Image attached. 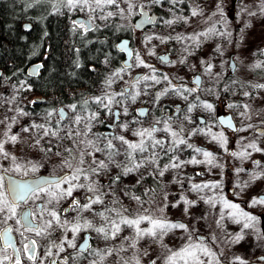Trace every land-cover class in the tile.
Segmentation results:
<instances>
[{
    "label": "rangeland",
    "instance_id": "obj_1",
    "mask_svg": "<svg viewBox=\"0 0 264 264\" xmlns=\"http://www.w3.org/2000/svg\"><path fill=\"white\" fill-rule=\"evenodd\" d=\"M119 8L115 5L111 6V11L106 10V15H96L104 19L105 17L118 16L124 23L127 19L136 14L138 7L143 5L142 0H118ZM129 4L135 5V7L129 10ZM193 10L198 14L189 18L179 17L184 25L176 31L179 37L184 38L183 44H180L182 51H190L193 55L191 61L192 65L196 64L197 60L202 57L207 65V70L204 71L205 78L203 83L202 95L205 101L197 106H192V111H199L205 114L210 119L208 128L202 131L201 137L206 142L201 145L210 146L215 150V160L212 165L207 163H190L193 158L198 161H204L206 158L203 154H194L190 158H185L183 152L186 150V146L190 142V131H194V128L185 123L189 117V113H184L181 116L182 125L176 132L178 136L173 137L169 131L163 129L170 128L169 123H160L158 131L155 132L156 137L160 136L163 141V148H169L171 145L175 149V155L173 159L175 163H180V167L172 168L170 165L164 163L158 164L159 158L162 157L163 152L158 150V160L148 159L144 161L143 166L134 169L129 172L128 176L122 181V184H114L103 189H106L107 194H115L111 196L109 194L108 200L110 203L112 199H118L123 205L113 206L112 204L106 209L107 212H114L118 214L116 219L113 218V213H107V222L104 224L105 232L102 233L106 241L107 258L109 263L112 264H148L149 261H155V264H164L165 259L170 255V251H179L187 244H195L207 246L211 252L215 253V257L211 258L212 264H240V261L236 257H240L241 260L249 264L252 256L260 254L264 251V237L261 233L259 223L255 221V227L249 229H243L242 224L236 223L229 215L228 209L223 208V201L221 196L224 195L225 190L222 188V177H224V162H228L230 165V175L234 179L237 190L235 194L243 199L248 200V205H239L242 210L253 215L258 211L256 205H252L251 200L254 194L258 191L259 187H262V183L259 180V175L263 170L260 166L252 167L249 163L250 158L246 155L241 158L236 155V158L224 159L220 158L216 154L218 148L229 149L228 146L233 143L232 139L226 138V143L218 142L212 139V134L223 133V130L213 123L212 117L218 113H231L234 117L238 118L241 124L242 130L238 133V137L242 138V143L245 147L241 148V151H245L248 145L253 144L254 141H258L260 138L256 136V132L259 129L264 130L263 118H264V88H257L258 98L256 102L260 101L257 108H254L252 101L255 97L252 96L254 87L257 85H264V78L254 77L253 72L256 70L254 65L260 64L264 66V53L261 51V46L264 45V12L261 11V7L264 6V0H194L192 2ZM110 7V6H109ZM202 7L204 9L201 11ZM79 9L82 15H87L89 11L87 8L81 10L77 8H68L63 5L61 12H67L70 14H76V10ZM123 10L122 12L120 10ZM208 9V10H206ZM103 12V10L97 9L95 12ZM112 12L113 15L108 16V13ZM124 12H128L124 15ZM193 12V11H192ZM221 12L223 15H221ZM215 13V15H213ZM255 13V15H250ZM179 19V20H180ZM178 19L173 16L172 21ZM120 20V22H122ZM191 26L188 29L185 27ZM215 27L217 33H230L231 35H219L209 34L208 36H201L198 40H189L186 37L193 36L197 33L207 31V29ZM181 28V29H180ZM199 44H203L204 48L199 47ZM201 50V51H200ZM235 54V60L237 62L236 70L233 74L229 71V57ZM257 55L260 58L254 60V56ZM188 56V57H190ZM187 58V57H186ZM190 60V58H189ZM209 65L211 68L209 70ZM177 71V69H173ZM231 74V75H230ZM182 77H185V73H182ZM256 81V82H255ZM240 86V89H239ZM220 87L219 90H217ZM219 91V92H217ZM27 88L13 86L5 79H2L0 83V140H8V137L16 135L18 137L15 143L11 141L4 144V150L9 154L8 158H4L0 155V166L7 165L16 167V162L13 163L12 157L18 152L19 155H23L29 152L40 151L42 146L43 150L51 151L55 147L69 148L73 147L74 154H59L56 156H49L48 160V172L51 174H60L65 169H68L72 174H76L77 169H82L84 163L82 156L89 155L90 160L88 166L93 168H99V174H82L79 175L80 179L74 182H80L81 185L87 186L88 191L96 192L97 184L101 181V178L108 176L110 169L120 167L124 162L125 152L128 149L127 145L123 144L118 138L123 136L125 140L133 135V131L128 124L127 117L124 118V122L118 128L119 137L111 141L113 147H115V155L109 156L104 154V145L106 141L96 140L93 135H87L86 141L78 138L79 146L76 149V136L82 137V130L85 126L75 123V119L79 114L71 117L59 130L57 135H53L55 130L52 126L47 125L48 134L41 136V128L34 131L32 121L33 118L28 116L27 112L23 109L27 100ZM249 93V95H244ZM240 96V102L243 103L242 107L237 106V99ZM253 99L252 101L250 100ZM214 99V103L212 101ZM216 99L219 100V110H216L217 106H214ZM200 103V102H199ZM204 103L212 104L213 108L208 110L203 107ZM234 105V107H229ZM247 105V108H245ZM187 117V118H186ZM83 118L81 119V121ZM37 125H41L38 122ZM79 125V126H78ZM127 125V127H125ZM28 128V131L23 129ZM182 129V130H181ZM210 130V131H209ZM7 133V135H5ZM165 133V134H164ZM224 134V133H223ZM163 135V136H162ZM264 136V135H263ZM225 137V136H224ZM184 139L186 144H180L178 147L173 141ZM244 139H248L245 141ZM231 140V142H229ZM91 142V143H90ZM130 143V141H128ZM64 147V148H66ZM97 149H102L98 151ZM253 148H248L247 153ZM81 156V160L78 159L76 166V151ZM222 151V150H221ZM62 152V149H61ZM169 152V151H167ZM240 152H236L239 154ZM71 156V157H69ZM25 164L31 165L34 160L29 158ZM153 160L155 162H153ZM65 161L71 165V168L65 164ZM95 161V163H94ZM103 161L107 165L106 168L99 167V162ZM182 162V163H181ZM165 166L167 170H165ZM227 166V165H226ZM249 167V169L245 168ZM132 167V165L130 166ZM159 167L160 172L157 180L160 181L161 187L156 191H146L145 199H134L130 201V197L123 196V189L125 190L129 184L141 182L142 179L148 177L150 172ZM23 169V168H22ZM19 172L21 176H24L25 169ZM191 171H204V176L196 181H192L189 178ZM81 172H85V169ZM79 172V173H81ZM28 173V172H27ZM77 173V174H79ZM257 174H259L257 176ZM87 177V178H85ZM220 181V183H218ZM218 184L216 188H206L202 191H194L190 184ZM67 184L63 185L66 186ZM81 188V187H80ZM78 188V189H80ZM91 189V190H90ZM100 192H103L100 191ZM126 193V191H125ZM137 198V197H136ZM214 200L215 206L206 201ZM185 200L194 203H185ZM249 205H252L251 207ZM246 208V209H244ZM151 216L152 219H165L171 223H182L186 226L184 229L175 228L167 232L166 235L158 239H153L149 236L140 238L137 236V229L134 226H128L121 223L122 219H136L138 216ZM254 216V215H253ZM112 217V218H110ZM219 222V223H218ZM113 224H117L120 227V231L115 234L113 238ZM151 225L147 221L140 223V229H147ZM107 234V238H106ZM195 234L203 235L207 237V240L202 241L195 238ZM242 235L243 239L237 241V235ZM112 252V253H111ZM197 255L204 264H209L210 257L204 256L197 251ZM177 264H184V261L178 260Z\"/></svg>",
    "mask_w": 264,
    "mask_h": 264
},
{
    "label": "flooded vegetation",
    "instance_id": "obj_2",
    "mask_svg": "<svg viewBox=\"0 0 264 264\" xmlns=\"http://www.w3.org/2000/svg\"><path fill=\"white\" fill-rule=\"evenodd\" d=\"M142 1L143 7H138L136 14H133L132 17L128 18L126 23H124L118 16L105 17L104 19L100 18L99 16H94V14H103L105 16L106 10L111 11V6L105 7L102 13L99 11L96 13H91L88 11L86 13L87 15H82L84 13H80L79 9L76 10V19L82 17L85 21L91 20L90 28H88V24H86L85 21L83 22L84 27H81L73 20V24L76 26V36L80 37L79 46H76V52H78V55L81 56V54H84L85 51L90 49H101L99 50L100 60L97 66H90V69L93 72L98 73L100 81L95 84L92 91H85V100L89 101V116L87 115V118L84 117L83 120L79 122V124H82V126H85V128L82 130V137L80 135L76 136V149L79 146L80 140L86 141L87 135L89 134L93 135L96 140L106 141L103 147L104 154L110 156V153L115 151V147L109 149L107 147L108 142L119 137L118 128L123 124L124 118L127 117V113L128 124L133 131V135L130 138L127 136L126 139L127 141H130V143H139L141 140V137L135 135L134 133L142 129H151L152 127L158 128L160 127V123H169V133L172 131L176 132L179 128H181L182 125L179 122L181 121V116H183L184 113H189V117L185 123L193 127L195 132L190 131L189 144L193 147L190 148L186 146L187 148L183 152L184 157L187 159L194 156V154H202L196 153L194 148H201L204 151L215 154V150H213L212 147L206 146L204 144L201 145V143L206 142V140L202 139L201 133L208 128L210 119L202 112L192 110L190 112L188 111L190 106H195V104H198L197 106H199L205 101L202 91L205 78L204 71H206L208 67L202 57L197 60L195 65H192L191 61H193V55L191 54L192 57L190 56V51H182L183 49L180 47V44H183L184 39H177L179 36L176 33L179 27L187 25H184V19L182 23L179 17L181 16L187 19L191 16V13L194 9L192 6V2L194 0H159L158 3L151 2V0ZM203 9L204 7H202L201 11ZM144 12H146L148 16L153 17L155 22L139 29L136 26L137 20L142 17ZM127 14L128 12H124V15ZM173 16H175L178 20L174 21L170 25L167 24L166 21H172ZM120 20L122 22H120ZM190 27L191 26H188L184 29H188ZM86 28H88V30H85ZM113 30H115L117 34H122V36L115 41L113 39ZM124 38L129 40V49L131 53L129 61L130 67L129 65L125 64L128 54L125 50L122 51L117 47V44ZM101 43L105 45H101ZM199 47L204 48L203 44H199ZM102 49L104 50L103 52H101ZM261 51L264 53V45L261 46ZM137 54H139L140 58L144 61L143 65L138 63L136 59ZM232 55L234 61L236 62V56L234 53L230 55L229 61ZM161 57H167V59L162 60ZM258 58L260 57L257 55L254 56V60ZM41 64L43 65V62H41ZM145 65H149L151 67H147ZM32 66L37 67L41 65L32 64L30 65V68ZM30 68L27 73L31 77L26 79L23 83V86H25L28 91V101L25 103L23 109L27 112L28 116L33 118L32 121H36L34 122L35 125L40 122L41 125L44 126L41 128V136H43V133L45 129L48 128L47 125L49 124L52 126V129L55 130L57 135L56 131L59 130L61 126H63L64 123L67 122L71 117H73V114L76 115V109L73 111L69 106L64 104H53V99L49 101L48 96L35 91V80L39 78L40 73L42 72V67H39V70L35 72V74H31L29 72ZM175 68L177 71L173 70ZM255 69L256 70L253 72L254 77L264 78V66H260ZM117 72L119 75L114 76L113 74ZM182 73H185V77H182ZM152 75L157 77L159 83L152 81L151 79H142L144 76ZM165 75L168 77V80L164 79ZM169 81H171V84ZM12 85L16 86L13 83ZM172 86H175L177 89H179V91L171 90ZM185 88L194 89V91L187 92L184 91ZM217 88V90H219L220 87ZM255 88L259 90V88L256 86L253 89L254 92L252 96L255 97V100L252 101L253 99L251 98L250 100L252 101V104H254V108H257L260 101L256 102V98L259 96L256 91L257 89ZM89 91L91 92L89 93ZM87 92L89 94H87ZM121 92H130L132 95H136L138 92L139 95H136V99L133 101L129 95H119ZM106 94L108 96L115 95L114 102L109 106L111 111H109V108H105L102 105L97 104L94 99L96 97L105 96ZM78 96L79 95H76V99H78ZM33 101H36V103L33 104ZM115 101H119V103H116ZM212 101L214 103V99H212ZM105 103H107V101H105ZM177 105H180V107L177 108ZM60 106H64L66 108V120H63L58 112ZM214 106H217V111L220 109L218 99H216ZM237 106L239 108L243 106V103L240 102V96L237 99ZM142 108H146V111H142ZM125 109H127L126 114ZM116 111H118V115L116 114ZM49 113H52V115H49ZM93 113L96 114V118L90 119ZM78 114L79 113H77V115ZM224 114L225 113L216 114L212 117L211 121L219 126L221 130H223L224 136L226 138L233 140V143L228 146L229 149L223 150V148L219 147L218 150H216V154H218L220 158L229 160L231 158H236L232 155L233 152H240L241 148L245 147L242 143V138L237 136L243 127H241L238 118L236 116L234 117L233 115L232 116L237 127L236 132L233 133L221 127L217 118ZM116 115L118 116V120L115 122ZM201 118H203V120H201ZM157 121H159V123H156ZM109 126L113 127L110 128ZM37 129L38 128L35 127L34 131L36 132ZM110 132L112 133L111 135ZM262 133H264V130L259 129V131L256 132V136H258L260 139L253 142L256 145V149L260 150L257 151L256 149H251L248 152L250 153V155L248 154V158H250L249 163L252 164V167L257 166L255 162L258 161L259 166L263 169L258 177L262 183V187L258 188V191L252 197L251 203L254 198L259 199L264 197V134ZM78 138H80L79 141ZM143 139L145 146L147 147V151L143 153L139 151L134 152V160L130 159L124 154L125 157L123 164L120 167L110 169L108 176L104 179H100L101 182L97 184L98 188L96 192L92 193L88 191L87 186L81 188L78 187L80 189L76 188L73 191L72 196H67L63 199H60L58 203L55 201H53V203H48V196L41 193L38 194V198H30L26 203L18 202L16 207V215L11 218H9L11 213L7 211V209L3 212H0V233H5L7 229H11V232H8L5 237H0V259H2L5 255L10 257L9 260L4 261V264H14L16 258V253H14L13 247H9L5 242L7 238H10L14 248L19 250L21 264H53V262H55V264H94V262L95 264H112L108 262L109 260L107 258H105V255H107V249L105 247L106 241L102 236V233L97 232L96 229L104 228V223L107 222V219L109 218L107 217V213L111 214L114 212V209L111 212H107L106 209L109 208L108 206L111 204L113 206L123 204L118 199H112V202L110 203L108 200L110 193L107 194L108 191L103 188L113 186L114 184L118 185V182L122 184V181H124L129 174V172H125V168L130 167L131 165L133 166L134 163H142L143 165L144 161H147L146 156H148V159L150 160L153 158L154 160H158V153L156 152H158V150L160 151L162 146L152 147V145L156 140L162 141V138L160 136L156 137L154 132L151 138L145 136ZM244 140L247 141L248 139ZM229 142H231V140H229ZM46 148L47 150H43L42 146L40 151L29 152L25 155H23L25 152L21 153L22 155H19L18 152L14 154L16 158L15 162L22 166L21 169L23 168L27 170V175L21 176L18 174L14 167H11V164L10 166H7L3 163V166H0V175L4 177L3 188H0V191L5 193V198L9 204H11L12 199L10 198L7 190V179L5 174L19 178H34L40 175L59 176L65 173H72L68 169H65L60 174L49 173L47 165L49 156L51 155L58 157L59 154H65V152L54 150L49 151V146ZM248 148H245L244 150L247 152ZM163 150L167 152V148H163ZM126 151L131 150L127 149ZM75 153L77 166V161L78 159L81 160V156L77 155L80 153L79 150H77ZM174 153L175 149L171 145L168 152L169 161L165 163L171 164L172 161L175 162L173 159V156L175 155ZM69 154L72 155L74 152H70ZM82 157L84 166L86 167L81 169L82 171L85 169V172H81L79 175L100 173L99 168H94V166H92L93 168H91V166L87 167V163L90 160L89 155ZM24 158H29L34 161L31 165H27L25 164L27 159ZM224 163L227 166H224L225 169L223 173H225L224 177H222L221 185L223 190H225V193L223 196H221V199H226L241 206L248 205V200H243L235 194L237 186L235 185L234 179L229 176L230 173L228 172L231 171L230 165L228 162ZM33 164L37 166V170L35 172L30 170ZM245 168L249 169L247 166H245ZM5 169L8 171H4ZM92 169H96V171L93 172ZM159 174L160 169L157 167V169H154V171L150 172L148 177L142 179L141 182L133 183V185L129 184L128 187L125 186L126 189H123L122 191L123 196L126 198L129 196L130 201L136 197L141 200L145 199L146 191H156V189H159V187L155 188V184L151 185L148 182L150 179L158 181L157 178ZM187 174H190L189 178H191L192 181H196L197 179H200L204 176V171H191ZM74 183L81 185L80 182ZM218 183H220V181H218ZM190 185L193 184L191 183ZM67 187L68 185L64 186V188ZM135 187H138L137 189H140L142 194L139 192L136 194L134 192ZM102 190L103 192H100ZM110 195L115 196V194L112 193ZM96 197H99L101 202L92 203L89 209L83 208L84 204L89 203V199L95 200ZM73 200H78L81 207L73 208ZM252 205H256L258 208V211L253 215L257 217L256 221L259 223L261 233L264 237V204ZM41 209H44V211H41ZM51 210H55L58 213L61 224H63L64 221H67L68 223L62 227L60 224H57L55 221H53V228L49 229L47 233H44L40 236H37L33 231L27 230V222L23 220L22 213L25 211L31 212L33 214V225L38 224L41 227H45L47 222L53 219L50 215H48V212ZM117 216L118 214L114 212L113 218L116 219ZM86 221L91 223V227H83ZM77 223L82 227L80 228L79 232L73 233L72 228ZM88 234L89 247L87 249H82L81 245L86 240V236ZM198 236H201V238H197ZM195 238L202 241L207 240V237L199 234H195ZM32 240L36 241L35 248L37 259L35 261L27 259V254H25L23 251L24 245ZM67 240H74L76 247H70L67 243ZM61 243L63 245L62 251L59 247H57ZM49 251H51V255L47 254ZM260 257H264V251L260 254L252 256L249 264H264V260L259 259ZM148 264H152V261H149Z\"/></svg>",
    "mask_w": 264,
    "mask_h": 264
},
{
    "label": "snow or ice",
    "instance_id": "obj_3",
    "mask_svg": "<svg viewBox=\"0 0 264 264\" xmlns=\"http://www.w3.org/2000/svg\"><path fill=\"white\" fill-rule=\"evenodd\" d=\"M61 2L64 4V6H66L68 8L79 7L81 10H84L85 8H87L90 12H95L97 9L103 10L105 7H109V6H113V5H115L117 8H119L118 0H61ZM151 2L158 3L159 0H151ZM133 7H135V5L129 4V10H131V8H133ZM141 7H143V6H141ZM56 10L59 11V8H57ZM120 11L122 12L123 10L121 9ZM261 11L264 12V6L261 7ZM143 14L146 17L147 23H154L155 22L153 17L147 16L146 13H143ZM197 14L198 13L195 10H193L192 15L195 16ZM111 15H113V13L109 12L108 16H111ZM213 15H215V13ZM221 15H223L222 12H221ZM250 15H255V13H250ZM76 23H78L81 27H84L83 22H76ZM166 23L170 25L173 23V21L168 20V21H166ZM90 26H91V20H89V22H88V28H90ZM137 27H139V25H137ZM88 28H86L85 30H88ZM209 34L231 35L230 33H217V30L215 29V27H211V28L207 29V31L197 33L193 36L186 37V39L195 41V40H198L199 37H201V36L206 37ZM177 39H184V38L177 37ZM129 55H131V53H129ZM136 59L140 65L144 64V61L140 58L139 54H137ZM161 59L166 60L167 57H161ZM145 66L151 67L149 65H145ZM260 66L261 65L259 63L254 65V67H260ZM39 67H42V65L34 68L32 70L31 74H34L35 72H37L39 70ZM129 67H130V65H129ZM210 68H211V65H209V70H210ZM153 71H155V70H153ZM113 75L117 76V75H119V73L117 72V73H114ZM138 79H140V78H138ZM142 79L143 80L151 79L152 81L159 83V80L157 79V77L155 75L144 76V77H142ZM164 79L168 80V77L165 75ZM197 80H198V78H197ZM169 83L171 84V81H169ZM109 86H110V82H109ZM256 87L264 88V85H257ZM171 90L179 91V89H177L175 86H172ZM184 91L192 92V91H194V89L185 88ZM119 95H121V96L129 95V96H131V99L134 101L136 99V95H139V93L137 92L136 95H132V93H130V92H121ZM244 95H249V93H244ZM94 99H95V102L97 104H100L105 108H109V111H111L109 106L114 102L115 95L108 96L106 94L105 96L96 97ZM105 101H107V103H105ZM115 102L119 103V101H115ZM32 103L35 104L36 101H33ZM85 103H87V101ZM70 107L73 111H75L76 105H71ZM203 107L208 109V110H211L213 108L212 104H210V103H204ZM229 107H234V105H229ZM245 108H247V105H245ZM191 110H192V106L189 107L188 111L190 112ZM126 113H127V109H125V114ZM49 115H52V113H49ZM63 115H64L63 111L61 110V117L62 118H63ZM95 118H96V114L93 113V115L90 119H95ZM81 119H82V117L77 116L75 119V123H79L81 121ZM156 123H159V121H157ZM220 123L221 124L228 123L229 126H231L230 121L221 120ZM33 127L43 128L44 126L34 124ZM125 127H127V125H125ZM28 130H29L28 128L23 129V131H28ZM158 130L159 129H157L156 127H152L151 129H142V130L134 133L135 135H138L141 137V140L139 143H129L127 140H125V138L123 136L119 137L118 139L123 144L127 145V148L131 150V151H126L125 155L128 156L130 159L134 160L135 159V157L133 156L134 152L139 151V152L143 153V152L147 151V147L145 146V142H144L143 138L145 136L151 138L152 134ZM163 130L164 131H170V129L167 127ZM47 134H48V130L45 129V135H47ZM52 134L55 135L56 133H52ZM262 134H264V133H262ZM5 135H7V133H5ZM171 135L173 137H176V136H178V133L175 131H172ZM17 139H18V137L16 135H12V136L8 137V140H0V155H2L4 158H8L9 154L4 150V144L9 142V141H11L12 143H15L17 141ZM212 139L217 140L218 142L226 143V137H224L223 133L212 134ZM173 143H175L176 146L178 147L180 144H186V141L181 138L178 141H173ZM162 144H163V141L156 140L155 143L152 145V147L162 146ZM187 146L190 148L193 147L190 144ZM107 147L109 149L113 148L111 141L108 142ZM248 147L256 149V145L254 143L248 145ZM97 150L101 151L102 149H97ZM256 150L259 151L260 149H256ZM194 151L196 153H202L206 159L204 161H198L195 158H193L191 161H189L190 163L196 164V163L204 162V163H207L209 165H212L214 163L215 157H214L213 153L208 152V151H204L201 148H194ZM248 154L249 153H247L246 151H242L239 154H237L236 152L232 153L233 156L239 155L241 158L245 157ZM112 155H115V153H110V156H109L110 159H111ZM12 160L15 162L16 158L12 157ZM153 162H155V161L153 160ZM81 163H83V161H81ZM94 163H95V161H94ZM255 163L257 164V166H259L258 161ZM65 164H67V166L69 168H71V165L68 164L67 161H65ZM141 166H143L142 163H134L132 167H126L125 172H131L134 169L139 168ZM170 166L172 168H177V167H180V163L174 162ZM21 167H22L21 165H16L15 171L17 173L21 172ZM99 167L106 168L107 165L103 161H100ZM167 167L168 166H165V170H167ZM30 170L35 172L37 170V166L33 164L31 166ZM4 171H8V170L5 169ZM81 171H82L81 169L76 170L77 173H79ZM92 171L95 172L96 169H92ZM23 174L27 175V171H25ZM163 174H164V172L161 171L160 175L163 176ZM258 175L259 174H257V176ZM85 178H87V177H85ZM79 179H80L79 174H72V173L58 177L54 180L43 179V180H34L32 182H21V181H17V180L12 179L9 181V194L12 196V202H11V204H9V202L5 198V193L0 191V212H3L7 209V211H9L11 213V216L9 217V218H11V217L16 215V207H17L16 202L17 201H22V202L26 203L27 200L30 198H33V197L38 198V194H41V193L48 196V203H53V201L58 203L60 199H63L67 196H72L73 191L76 188L84 187V185L73 183V181H78ZM117 179H118V177H117ZM3 184H4V177L2 175H0V188H3ZM64 184H67L68 187L63 188L62 186ZM216 187H218V184L204 183V184H193L192 185V189L194 191H202L203 189H206V188H216ZM135 199H139V198H135ZM99 202H101L99 197H96L95 200L89 199V203L84 204L83 208L89 209L91 207L92 203H99ZM206 202L211 203L213 206H215V201L212 199H210ZM185 203H194V202H190V201L185 200ZM252 204H264V197L259 198V199L254 198L252 201ZM249 206L251 207L252 205H249ZM72 207L73 208L81 207L79 201L73 200ZM223 208L230 210L228 215L236 223H241L243 221L242 231H243V229H249V228L255 227V221L257 220V217H255V216L245 212L244 210H242L238 204L232 203V202L225 199L223 201ZM41 211H44V209H41ZM32 215L33 214L29 211H25L24 213H22L23 219L27 222V225H26L27 230L35 232V234L37 236H40L44 233H47L49 229H52L53 228V221H55L57 224H60V226H62V227L68 223L67 221H64L63 224H61V222L59 220V215L55 210H51L48 212V215H50L53 219L49 220L45 227H41L38 224L33 225ZM143 221H147L151 225V227H149L147 229H140L139 225ZM121 223L126 224L128 226L136 227L137 236L140 238H143L144 236H149V237H152L153 239H158V238L162 237L163 235H166L167 232L171 229H175V228L184 229V228H186V226L182 223H171L165 219H152L151 216H144V215L138 216L136 219H122ZM81 227L82 226L78 223L76 225H74L72 228L73 233L79 232ZM83 227L84 228L91 227V223L86 221L85 224L83 225ZM113 228H114V232H113V238H114L115 234L120 231V227L117 224H113ZM96 231L100 232V233L105 232L104 228H98V229H96ZM8 232H11V229H7L5 233H0V237H5ZM21 235H23V234H21ZM106 238H107V234H106ZM241 239H243V236L238 234L236 237V240L239 241ZM5 242L8 244L9 247H13V251H14V253H16V258H15L14 264H21V260L19 257V250L14 248L10 238H7ZM67 243L70 247H76L74 240H67ZM35 244H36V241L32 240L29 243L25 244L24 248H23L24 253L27 254V259L32 260V261H35L37 259ZM57 247H59L61 251L63 250L62 243L60 245H58ZM81 247H83V245H81ZM169 251L171 254L166 257L164 264H177L178 260L184 261V264H204V262L201 261L199 256L197 255V251L200 252L201 254H203L204 256L210 257L209 264H212L211 258L215 257V253L211 252V250L207 246H203L202 244L195 245V244L189 243L185 247L181 248L179 251H171V250H169ZM47 254L51 255L52 253H51V251H49ZM9 259H10V257L5 255L2 259H0V264H4V261L9 260ZM236 259L240 261V264H246V262L241 260L240 257H236ZM259 259L264 260V257H260ZM53 264H55V262H53ZM94 264H95V262H94ZM137 264H139V261H137ZM152 264H155V261H153ZM217 264H219L218 261H217Z\"/></svg>",
    "mask_w": 264,
    "mask_h": 264
},
{
    "label": "trees",
    "instance_id": "obj_4",
    "mask_svg": "<svg viewBox=\"0 0 264 264\" xmlns=\"http://www.w3.org/2000/svg\"><path fill=\"white\" fill-rule=\"evenodd\" d=\"M63 5L61 0H0V83L5 79L24 87V81L31 77L27 73L30 65L43 62L42 72L35 80V91L48 96L49 101L53 99V104L76 105V113L87 118L89 101L84 94L86 90L92 91L100 81L98 73L90 66H97L101 49L85 51L82 58L78 55L76 46H79L80 37L76 36L73 24L76 14L62 13ZM25 24L30 27L26 28ZM113 32L114 41L122 36ZM64 147L53 150L62 149L67 156L73 152V147ZM161 151L159 165L169 161L163 146ZM148 182L155 184V188L161 187L159 181L150 179ZM137 188L134 192L142 194Z\"/></svg>",
    "mask_w": 264,
    "mask_h": 264
},
{
    "label": "water",
    "instance_id": "obj_5",
    "mask_svg": "<svg viewBox=\"0 0 264 264\" xmlns=\"http://www.w3.org/2000/svg\"><path fill=\"white\" fill-rule=\"evenodd\" d=\"M144 13H146V12H144ZM147 14V13H146ZM147 16H148V14H147ZM85 20H84V18H82V17H79V18H75L74 19V22L76 23V22H84ZM154 21H155V19H154ZM86 22V24H88V22H89V20H86L85 21ZM148 24H150V23H147L146 22V17H145V15L143 14L142 15V17H140L138 20H137V25H139V27H137V28H139V29H141V28H144V27H146ZM136 25V26H137ZM25 27L26 28H29L30 27V24H25ZM91 27V26H90ZM117 47H118V49H120V50H125L126 51V53L128 54V57H127V60L125 61V64L126 65H129V61H130V55H129V53H130V49H129V40L128 39H126V38H124V39H122L118 44H117ZM230 63H229V68H230V73L231 74H233L234 72H235V70H236V62L234 61V58H233V55H232V57L230 58V61H229ZM34 68H36V66H32L31 68H30V73H32V70L34 69ZM35 74V73H34ZM136 79V78H135ZM180 107V105H177V108H179ZM61 110L63 111V120H66V118H67V111H66V108L64 107V106H60L59 107V110H58V112H59V114L61 115ZM142 111H146V108H142L141 109ZM117 112L118 111H116V114H117ZM118 120V116L116 115V117H115V122ZM201 120H203V118H201ZM217 120H218V123H219V125L221 126V127H223L224 129H227V130H229V131H231V132H236V130H237V127H236V124H235V121H234V119H233V116H232V114L231 113H228V114H224V115H220L218 118H217ZM221 120H225V121H230V125L231 126H229V124L228 123H225V124H221L220 123V121ZM110 128L111 127H113V126H109ZM112 133L110 132V135H111ZM66 174H68V173H65V174H62V175H59V176H49V175H40V176H38V177H34V178H19V177H15V176H12V175H9V174H5V177H6V179H7V190H8V193H9V181L10 180H12V179H14V180H17V181H21V182H32V181H34V180H43V179H52V180H54V179H56V178H58V177H61V176H64V175H66ZM9 196H10V198L12 199V196L9 194ZM18 202H22V201H17L16 203H18ZM24 220V219H23ZM25 221V220H24ZM88 237H89V234L86 236V240L82 243V245H83V247H82V249H87L88 247H89V241H88ZM197 238H201V236H198Z\"/></svg>",
    "mask_w": 264,
    "mask_h": 264
}]
</instances>
